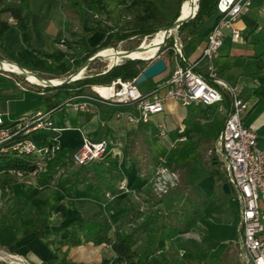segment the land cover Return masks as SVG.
<instances>
[{"label": "crops", "instance_id": "1", "mask_svg": "<svg viewBox=\"0 0 264 264\" xmlns=\"http://www.w3.org/2000/svg\"><path fill=\"white\" fill-rule=\"evenodd\" d=\"M105 1L111 11V21L104 15L89 10L87 0H78L83 7L82 14L66 5L63 0H30L27 19L18 23L13 22L14 25L4 36L5 46L14 50L20 61L30 70H38L49 62L62 69L68 63L65 57V53L69 51L67 45L84 48L96 46L115 26L144 25L164 29L178 14L177 18L181 16L183 4L187 0ZM3 18L12 20L9 13H5ZM252 21L256 27L250 31ZM212 22L213 18L196 34L182 40L184 53L188 59L197 58L201 53ZM234 26L240 30L241 38L233 40L231 31H226L218 52V71L221 77L239 85L240 95L248 104L241 112V118L246 125L257 131L259 145L264 147V0H252L249 9L234 21ZM124 42H120L119 45ZM162 57L166 62L170 59V53L164 51ZM168 75L169 71L165 69L152 77L153 80L145 84L142 90L167 80ZM89 91L86 93H93ZM32 93L40 98L44 97V93L32 88L31 85L17 84L14 78L0 73V120L3 124L37 110L47 109L44 98L42 103L38 101L39 98L30 99ZM90 102L97 107L93 112L75 110L71 107L54 110L52 119L56 129L37 130L33 137L38 143L54 139L61 145V152L65 151L66 154L74 152L85 138L91 140L105 138L108 142V153L103 160L114 170L115 184L112 190L117 192L118 184L123 181L127 185L129 196L114 201L105 195L87 190L82 182L72 185L74 177L68 174L47 180L39 176L32 184H25L13 178L15 183L6 185L7 176L12 175L9 172L8 175H4L0 171V228L4 230L9 228L11 238L29 212L35 208L51 210L47 225L16 242L1 236V229L0 251L6 250L23 255L31 264H35L32 259L37 261V264H124L108 244L96 245L88 240L86 232L80 226L87 219L108 220L114 227L127 231L125 228L130 224L128 221L131 218L137 221L140 218L144 219L146 214L154 212L155 206L157 207L155 210L159 209L161 212L168 198L161 199L159 203L153 202L152 205L148 202L145 208L141 203L149 197L150 176L154 172L158 157L165 156L170 166L189 170L191 181L192 173H198L196 195L199 200L203 195L210 198L212 202L210 213L217 220L212 224L203 219L200 220V224L196 221L203 229V238L199 239L201 241L199 250L192 247L190 243L192 239L188 238L191 233L190 227L196 226L191 225L184 236V231L178 229L179 221L174 219V214L178 212L175 210L177 205L171 209L168 205L164 215L167 223L169 221L173 228L166 229L165 248H179L181 253L184 247L189 248L188 250H192L196 255L205 257L206 263L214 260L216 254L228 252L232 245L230 242L239 237L238 204L236 201L235 209H230L226 196L233 194V190L230 188V192L227 193L222 186L218 188L214 173L216 169L221 171L222 169L217 156L213 155L212 160H208L207 155L200 153L207 150V145L214 144L223 127L224 111L219 109L218 105L181 106L179 102L168 99L163 111L152 115L150 121L134 124L126 115L115 116L116 106L92 99ZM226 104L227 102H224V107H227ZM206 110L210 112V119L206 122L197 120V117ZM157 122H164L167 129L166 138L157 135L155 127ZM181 136L185 137L183 141H178L173 147L169 146L170 142ZM91 164L89 163L90 166ZM190 183V180H187V184ZM181 187L183 192L184 180ZM178 195L179 191L172 193L173 201L178 199ZM218 195L222 200L214 199ZM232 197L235 198L234 194ZM181 198V203H175H180L179 205L183 207L184 192ZM144 209L146 214L143 212ZM231 223L235 224L237 235L222 236L225 228ZM149 227L157 228V225L151 224ZM145 232H148V229ZM145 241L148 242V237ZM216 243L218 246L220 244L224 246L215 254L219 248L215 246Z\"/></svg>", "mask_w": 264, "mask_h": 264}, {"label": "built area", "instance_id": "2", "mask_svg": "<svg viewBox=\"0 0 264 264\" xmlns=\"http://www.w3.org/2000/svg\"><path fill=\"white\" fill-rule=\"evenodd\" d=\"M251 3L252 0H219L220 16L213 22L205 46L199 56L194 59H188L184 53V44L178 32L179 26L165 28V39L172 36V43L166 50L160 51L165 43L164 39L156 52L142 59L151 63L162 57L164 51L171 50L170 59L166 61V70L169 71L167 80L142 90L136 81L138 76L126 80L118 77L109 83L92 85V94L79 93L68 96L58 108L71 107L75 110L93 112L97 107L90 102L92 99L116 106L115 116L126 115L130 122L139 124L150 121L152 115L162 112L168 99L179 102L181 106L218 105L219 109L224 111L225 118L223 127L213 147L209 149V153L212 152L217 156L221 169L225 173L226 182L233 190L238 204L239 239L236 256L240 264H264V147L259 145L257 131L246 125L241 118V112L247 108L248 104L240 95V87L220 76L217 63L218 52L226 31H231L233 40L241 38V32L234 26V21L249 9ZM196 9L195 0L194 11L190 16L195 14ZM147 38L148 36H145L138 46L141 47ZM122 58L121 56L112 60L107 67L119 63ZM83 72L73 80L84 77ZM73 73L69 76L72 77ZM17 84L20 82L17 81ZM224 102H227V107H224ZM58 108L40 109L4 124L0 120V152L13 150L18 154L36 155L35 165L31 169L9 168V173L19 182L32 184L40 174L47 172V166L52 157L62 151L61 145L54 139L38 143L33 137V133L37 130L56 129L52 113ZM209 119L208 110L197 117L200 122H206ZM155 127L157 135L166 138L167 129L164 122H157ZM20 133L25 136L9 143ZM184 139L185 137L181 136L170 142L169 146L173 147L178 141ZM107 153L108 142L105 138L99 140L85 138L71 154V158L74 165H81L100 160ZM179 176L178 170L167 163L165 156L158 157L154 172L150 176L154 195L161 198L175 188L179 182ZM117 188V192H107L106 197L113 199L127 190V185L122 181ZM0 264L31 263L23 255L2 250Z\"/></svg>", "mask_w": 264, "mask_h": 264}, {"label": "trees", "instance_id": "3", "mask_svg": "<svg viewBox=\"0 0 264 264\" xmlns=\"http://www.w3.org/2000/svg\"><path fill=\"white\" fill-rule=\"evenodd\" d=\"M63 1L66 5L74 8L79 14H82L83 7L78 0ZM218 1L219 0H198V6L195 14L187 21L180 23L178 27V32L183 41L188 36L196 34L209 19L213 18V22L218 19L220 16L218 12ZM29 2L30 0H0V59H9L24 68H27V66L25 63L20 61L16 52L5 46L4 36L14 25L13 22L18 23L27 19V15L30 11ZM87 6L89 10L95 14H102L107 20L111 21V11L105 0H87ZM5 13H9L12 20L3 18ZM178 15L174 18L175 20ZM175 20H172L165 28L172 26ZM252 23V27L249 28L250 31L256 27V24L253 21ZM160 29L162 28L144 25H136L132 27L115 26V28L111 29L106 34L104 39L96 46L84 48L82 46L67 45V50L69 51L65 53V57L68 59V63L62 69L55 66L53 62H49L46 63L45 66L38 68V71L41 73V76L45 78L64 79L69 76L70 73L75 72L76 69L82 66L93 54L102 48L108 46L117 48L120 42L130 41L131 43L126 49L133 50L138 47V44H140L144 36L147 35L150 37ZM172 41V36L165 39V43L160 48V51L166 50ZM170 51L171 50H168L167 52L170 53ZM97 59L98 57L90 61L86 67L87 73L82 78L71 82H65L60 85L37 86L36 90L44 91L43 98L47 109L58 108L63 100L72 94L90 92L89 89L94 84L109 83L118 77L126 80L138 76L149 63L148 60L142 58L123 57L119 63L113 65L112 67H107L105 62H100ZM96 62H99L98 67L95 70H92ZM17 79L21 81L24 78L22 76H18ZM24 136L25 135L20 133L9 143H13ZM72 152L73 151H70V153ZM35 160L36 155L33 153L18 154V152L13 150L5 153L0 152V171L4 175H8L9 168H20L25 170L31 169L35 165ZM70 161V159H66L65 151L56 154L49 161L47 166L48 173H44L43 178L45 180L52 178L56 174L59 167L69 165ZM89 163H92L91 166ZM89 163L76 165V167L68 173L69 176L74 177L72 185H75L77 182H82L85 184L87 190L105 196L107 192H113L112 189L115 184V176L113 175L114 170L110 166L106 165L103 158ZM214 174L216 176L218 188H221L223 182L226 181V177L219 169H216ZM12 176H7L8 181L6 182V185H11L12 183H15V180H17L14 176ZM13 178H15V180ZM161 199L162 198L156 197L154 203H159ZM50 214L51 210L49 208H35L34 211L29 212L19 223L13 236V242L18 241L22 237L33 232L36 233V231L47 225ZM151 224H156L158 227L150 229L149 226ZM171 227L172 224L169 221L167 223V219H165L163 214H160L159 209H156L151 214H146L139 226L131 231H123L120 227H114L112 222L108 220L93 221L87 219L80 226V228L86 232L88 240L96 245L103 243L108 244L112 251L119 257L120 260L124 262V264H165V262L154 256V253L165 248L166 229ZM140 229L149 230L147 232V246L144 249L137 247V236ZM178 229L179 231H184V228ZM227 255V251L218 254L215 257L214 264H227ZM181 257L183 264H202L206 259L205 257L196 255L192 250L188 249H183ZM234 264H240L238 256H235Z\"/></svg>", "mask_w": 264, "mask_h": 264}, {"label": "rangeland", "instance_id": "4", "mask_svg": "<svg viewBox=\"0 0 264 264\" xmlns=\"http://www.w3.org/2000/svg\"><path fill=\"white\" fill-rule=\"evenodd\" d=\"M210 20V19H209ZM165 29V28H164ZM152 37L153 36H150V37H148L147 38V40H146V42L147 43H149L150 42V40L152 39ZM130 41H128V42H124V43H121L118 47H117V49H119V50H123L124 49V51L126 50V48H128L129 47V45H130ZM65 46V45H64ZM63 48H65V47H63ZM115 48V47H114ZM98 57V56H97ZM116 58H121V55H119L118 57H116ZM116 58H107V57H98V61H100V62H105L106 63V65L108 64V63H110L113 59L115 60ZM2 59H4V58H2ZM4 60H9V59H4ZM98 64H99V62H96L95 64H94V67L92 68V70H95L97 67H98ZM26 69H28V68H26ZM28 70H30V69H28ZM31 71H33V72H35V73H37L38 75H40L41 76V73L38 71V70H31ZM77 71V70H76ZM75 71V72H76ZM0 73H2V74H6V76H8V77H11V78H14L15 79V81L17 80V81H19L20 83H26L27 85H31V87L32 88H34V89H37V86H39V87H42L43 85L42 84H39V83H34V82H30L29 80H27L25 77H23L24 79L23 80H18L15 76L16 75H13L10 71H7V70H2V69H0ZM84 75L87 73V70L85 69L84 70ZM42 77V76H41ZM43 78H45V77H43ZM52 79V78H51ZM59 79H63V78H59ZM153 80V78H150V79H147V80H145V81H143V82H141L140 84H139V86H140V88L142 89V87L145 85V84H148V83H150L151 81ZM94 85H96V84H94ZM239 86V85H238ZM89 90H91V91H93V89L92 88H90ZM38 91V90H37ZM41 92H43L44 93V91L43 90H40ZM31 96V95H30ZM35 98H39L38 99V101H41V103H42V99L43 98H40V97H38L35 93L33 94L32 93V97L30 98L31 100L32 99H35ZM211 147H213V143L211 144V145H207L206 146V149L207 150H205V151H200V153L201 154H203V155H207L208 156V160H212V157H213V153L211 152V153H209V149L211 148ZM61 152V151H60ZM60 152H57L56 154H59ZM72 153H74V152H72ZM72 153H67L66 154V159L67 160H71L70 161V164L69 165H67V166H64V167H59L58 168V170H57V172H56V174L52 177V178H55V177H60V176H63V175H67L69 172H71V170H73L74 169V167H76L75 165H74V163H73V161H72V158H71V154ZM55 154V155H56ZM54 155V156H55ZM53 158V157H52ZM69 158V159H68ZM206 158V157H205ZM72 165V166H71ZM74 166V167H73ZM68 169H70L69 171H68ZM176 170H178V172H179V174H180V176H179V182H178V184H177V186L175 187V188H173L172 190H170L168 193H166L163 197H161L162 199L164 198H168L167 200H166V202L164 203V209H162V211L160 212V214H163L164 215V210L166 209V210H168L166 207L168 206V205H170V207H168V208H174L176 205H177V207H175V210H178V212H176L175 214H174V219H177L178 221H179V224L178 225H180V228H184V236H186L187 234H186V232H187V229H189V227L191 226V225H194V226H196V227H190L191 228V233L189 234V236H188V238L190 239H192V241H190V243L192 244V247L193 248H198L199 250H200V244H201V239L203 238V229L202 228H200L197 224H196V221H198V223L200 224V220H202L203 219V221H206V222H208V223H213V221H217L215 218H213L212 216L213 215H211L212 213H210L211 212V210L209 209V208H211L210 206H211V204H212V202L210 201V198L209 197H207L206 195H203L202 196V198L200 197V200H199V198H198V196L196 195V193H197V191H198V188H197V186L196 185H198L197 184V182H198V173H195V174H193L192 173V177H193V181H191V179H190V177H189V175L191 174V172H189V170H187V169H185L184 168V170H182V169H178V168H175ZM46 173H48V170H47V172H45V174ZM39 176H44L43 174H40ZM38 176V177H39ZM37 177V178H38ZM151 179V178H150ZM183 180H184V205H183V207H181V205H179L180 203H181V197H182V195H183V192H182V190H181V186L183 185ZM187 180H190V184H187ZM18 181V180H17ZM150 184H151V181H150ZM151 186V185H150ZM179 191V197H177L178 199H176L175 201H173V196H172V193L174 192V193H176V192H178ZM123 192V193H122ZM121 193H119V195L118 196H116V197H114L113 199H114V201L115 200H117V199H121V198H127L128 196H129V191H128V189L127 190H124V191H122ZM128 194V195H127ZM232 193L230 194V195H228V196H226V202L228 201V205H229V208L230 209H232V210H234L235 209V206H236V200H235V198H233L232 197ZM127 196V197H126ZM140 196V195H139ZM148 198H144L145 199V201L143 200V202L141 203L142 205V207L144 206V208L145 207H147V203L148 202H150V204L152 205V203L155 201V199H156V196L154 195V193H153V190H152V186H151V188L149 189V191H148ZM141 198H142V196H140ZM108 198V197H107ZM221 199L222 200V197H220L219 198V195L217 196V197H214V199ZM175 202H180L179 204H177V203H175ZM149 204V203H148ZM155 208H157L156 206H155ZM155 208L153 209V211H155ZM173 210V209H172ZM172 210H170V212L169 213H171V211ZM183 212V213H180V212ZM145 214H146V210L144 209V211H143ZM207 212H209V213H207ZM144 216V215H143ZM164 216H166V215H164ZM144 218V217H143ZM201 218V219H200ZM143 221V219L142 218H140L138 221L137 220H135V219H130L128 222H130V224H128L127 225V228H125L127 231H131V230H133L134 228H136L137 226H139V224L141 223ZM195 222V223H194ZM194 223V224H193ZM157 227H158V225H157ZM236 226H235V224H233V223H231L230 225H228L226 228H225V233H223L222 234V236H225L226 234H230V236L232 235V236H235V235H237V232H236ZM2 229V227L0 228V230ZM4 229H2L1 231V236H4V238L6 237V240H8V238H9V240H13V236H14V234H13V236H12V238H11V236H10V231H9V228L8 229H6V230H4ZM149 231V230H148ZM146 233L147 232H145V230L143 229V231H141V229L138 231V236H137V247L138 248H140V249H144L146 246H147V241H145L146 239H147V237H146ZM221 236V237H222ZM215 237H217V235H215ZM200 239V240H199ZM238 239H239V237H238ZM238 239L237 240H235L234 242L233 241H231L230 242V244H232V245H230V252L228 251V255H227V257H228V259L226 260L227 261V264H234V262H235V256L237 255V245H238ZM190 243H188V244H190ZM215 246H217V247H219V248H217V250L215 251V254H216V252H219V251H221L222 249H223V246H224V244H220L219 246H218V243H216V245ZM168 247H166V248H164V249H162V250H160V251H157L156 253H154V256H156L157 258H159L160 260H162L163 262H165V264H183L182 263V257H181V252H180V250H179V248H171V249H167ZM150 249H151V247H150ZM184 249H189V248H186V247H184ZM236 252V253H235ZM216 255H218V254H216ZM215 255V256H216ZM237 257V256H236ZM32 261L35 263V264H37L38 262L37 261H35L34 259H32ZM215 263V259L214 260H210L209 262H203L202 264H214ZM185 264V263H184Z\"/></svg>", "mask_w": 264, "mask_h": 264}, {"label": "bare ground", "instance_id": "5", "mask_svg": "<svg viewBox=\"0 0 264 264\" xmlns=\"http://www.w3.org/2000/svg\"><path fill=\"white\" fill-rule=\"evenodd\" d=\"M194 6H195V0H187L186 2H184L181 17L185 18L190 16L194 11L193 10ZM165 36H166V31L162 29L152 37L150 43L144 42L139 49L130 50L126 54H128V56L131 57H141V58L151 56L153 52H156L158 50L163 40L165 39ZM123 50H119L114 47H105L99 50L97 55L99 57L116 58L121 53H124ZM84 68H85L84 65L81 66L75 73H73L72 78H78L83 72ZM0 69L9 70L16 73H23L27 80L34 83L46 84L49 82L45 78H39L33 71L24 69L20 67L16 62H12L10 60H4V59L0 60ZM61 80L62 79L59 78H52L50 82L59 83L61 82Z\"/></svg>", "mask_w": 264, "mask_h": 264}, {"label": "water", "instance_id": "6", "mask_svg": "<svg viewBox=\"0 0 264 264\" xmlns=\"http://www.w3.org/2000/svg\"><path fill=\"white\" fill-rule=\"evenodd\" d=\"M196 2H198V0H196ZM198 6V4H197ZM196 12V11H195ZM190 17L192 16H188V17H185V18H182L181 16L179 18H177V20L173 23L172 26L168 27V28H174L176 26H179L180 23H183L184 21H187ZM140 46H138L136 49H139ZM124 51V50H123ZM128 51L130 50H125L124 53H121L120 55L122 57H131V56H128V54H126ZM97 53L98 51L93 54L83 65L85 66V68L87 67V65L90 63L91 60L97 58ZM97 55V56H96ZM99 57V56H98ZM0 60H3V59H0ZM20 66V65H19ZM22 67V66H20ZM24 68V67H22ZM26 69V68H24ZM166 69V62H165V59L163 57H159L157 59H155L153 62L149 63L147 66H145V68L142 70V72L138 75L136 81L137 83H141L147 79H150L152 77H155L157 76L158 74H160L161 72H163L164 70ZM8 71V70H7ZM31 71V70H30ZM11 73L15 74L16 72H13V71H10ZM35 73V72H34ZM39 78H43L41 77L40 75H38L37 73H35ZM16 75H19V76H22V77H25V75L23 73H16ZM26 78V77H25ZM46 80H48L49 82L46 83V84H42L44 86H50V85H60V84H63L65 82H71L74 78L70 77V76H67L66 78L62 79L61 82L59 83H52L50 82L51 78H45ZM222 189L224 190V192H230V186H229V183L228 182H224L222 184Z\"/></svg>", "mask_w": 264, "mask_h": 264}]
</instances>
